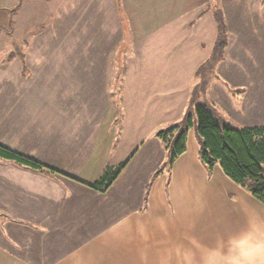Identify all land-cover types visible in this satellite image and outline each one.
<instances>
[{
  "label": "crops",
  "instance_id": "1",
  "mask_svg": "<svg viewBox=\"0 0 264 264\" xmlns=\"http://www.w3.org/2000/svg\"><path fill=\"white\" fill-rule=\"evenodd\" d=\"M17 2L0 0V36L13 33ZM86 4L85 17L99 25L71 27L69 41L54 46L57 54L69 50L68 61L56 54L54 73L34 80L43 86L33 97L53 83L65 98L51 107L58 118L48 122V110L28 105L0 108V145L60 173L0 158V264H201L204 249L216 247L249 218L264 221V205L219 165L210 170L202 162L193 129L186 153L168 168L169 149L157 134L147 137L146 125L134 117L143 100L155 116L197 104L194 82L201 76H208V83L220 82L229 37L232 45V37L243 42L264 36V0ZM218 10L227 30L224 59L198 75L217 44ZM24 45L29 47L28 40ZM17 60L12 53L0 63V98L16 94ZM66 64L68 73L63 74ZM67 82L77 92V105L64 94ZM95 93L103 98L91 100ZM108 96L114 97L112 103ZM82 99L88 101L84 106ZM123 112H132L126 114L131 117L123 118ZM263 125L254 122L240 129ZM130 159L107 192L86 186Z\"/></svg>",
  "mask_w": 264,
  "mask_h": 264
},
{
  "label": "rangeland",
  "instance_id": "2",
  "mask_svg": "<svg viewBox=\"0 0 264 264\" xmlns=\"http://www.w3.org/2000/svg\"><path fill=\"white\" fill-rule=\"evenodd\" d=\"M15 5L16 14L12 24L13 33L11 36H0V63L12 53H14V58L18 57L21 61L17 60V63L14 64V74L15 76L18 74V78L13 80L12 91H16V94L14 98H0V108L9 106L24 107L28 105V107H32L31 109L40 110V112L48 110L50 112L48 122L52 123L60 114H56V111H53L51 107L58 106V103L54 102L65 100V98L58 95L60 92L56 91L53 83L44 84V91L40 93L42 95L39 94L40 96L36 95L33 97L34 93L41 90V86H43L41 83L34 82V80L38 75L54 73L52 66L59 61L56 63L57 55L61 56L63 54L61 59L68 61L69 50L63 53L59 51L61 54H57V50L54 51V46L57 43L69 41L68 33L71 27L75 26L77 29L90 28L88 26L99 25V20L95 21L94 19L91 25V20L85 17L86 0H18L17 4L13 3V8ZM70 8L73 12L69 13ZM262 20H264V17ZM262 28H264V23ZM249 38L250 40L248 41L246 39L240 42L235 37H232L233 44L231 45V37H229V51L225 53V60L219 69L221 75L217 74L220 77V82L212 81V83H208V76H201L198 82H194L195 89H193L192 94L193 100L197 104L209 105L217 116L224 118L227 126L236 129L243 128L254 122L259 125L264 124V36L254 38L249 36ZM27 40L29 47L24 45ZM57 57L60 58L59 56ZM62 64H65V62ZM62 70H64L63 74H67L68 65L63 67ZM23 78L26 79L22 80ZM86 84L84 83L83 86L85 87ZM63 85L68 87L66 93H64L67 99L77 105V92L72 82H67ZM240 91L245 93H240ZM205 92H207L206 99L200 100L205 97ZM114 93L115 96H119L118 92L114 91ZM93 98L102 99V93L99 96L95 93L91 100ZM108 98L111 99L112 103L114 97L108 96ZM81 101L82 105L88 103L84 99ZM132 101L125 102L120 100V102L125 103H132ZM176 101H178V106L182 100ZM95 103L99 105V99ZM113 106L111 104V107ZM190 106L192 105L190 104ZM147 108H149L147 100L141 101L140 109L142 111L138 116L135 115L134 121H136L137 117L142 120V123L147 128L146 135L151 139L156 138L155 136L159 131L180 124L189 111V108L188 110L186 108L183 112L180 108H176L173 111L171 109L170 113L158 111L155 116L154 114L149 115ZM126 114H132V112H123L122 117L127 119L131 116ZM40 115H37V120ZM120 115H118V118H120ZM192 131L193 137L199 145L195 128Z\"/></svg>",
  "mask_w": 264,
  "mask_h": 264
},
{
  "label": "trees",
  "instance_id": "3",
  "mask_svg": "<svg viewBox=\"0 0 264 264\" xmlns=\"http://www.w3.org/2000/svg\"><path fill=\"white\" fill-rule=\"evenodd\" d=\"M215 20L218 26L217 44L210 60L200 68L198 75L206 70L212 71L217 61L223 57L227 46L226 24L220 10L215 12ZM194 128L200 140L202 162L210 170L219 165L230 180L247 189L256 200L264 205V125L244 129L232 128L227 126L222 117L217 116L209 105L195 104L190 107L180 124L157 133V138L170 151L168 168L186 153L188 135ZM0 158L34 171L60 174L56 170L3 145H0ZM130 161L131 159L114 169L107 168L97 182L85 185L98 192H107Z\"/></svg>",
  "mask_w": 264,
  "mask_h": 264
},
{
  "label": "clouds",
  "instance_id": "4",
  "mask_svg": "<svg viewBox=\"0 0 264 264\" xmlns=\"http://www.w3.org/2000/svg\"><path fill=\"white\" fill-rule=\"evenodd\" d=\"M201 264H264V221L249 218L216 247L204 249Z\"/></svg>",
  "mask_w": 264,
  "mask_h": 264
}]
</instances>
